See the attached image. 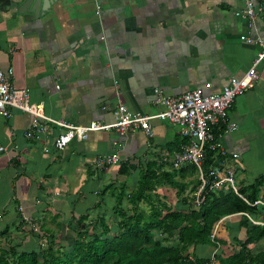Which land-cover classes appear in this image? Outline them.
Wrapping results in <instances>:
<instances>
[{
  "label": "crops",
  "instance_id": "crops-1",
  "mask_svg": "<svg viewBox=\"0 0 264 264\" xmlns=\"http://www.w3.org/2000/svg\"><path fill=\"white\" fill-rule=\"evenodd\" d=\"M242 5V0H52L38 15L12 13L7 5L0 8V66L12 67L14 85L29 88L30 102L51 118L111 122L118 100L154 114L161 109L153 102L156 89L179 95L210 82L206 90L218 91L231 76L246 72L258 46L240 35L264 38V0H256L252 27L234 14ZM228 118L237 128L221 137L227 153L222 168L232 170L238 187L248 185L264 177V61L258 80L236 96ZM31 120L17 109L0 114V238L22 245L30 242L32 226L20 223L19 210L44 234V246L54 233L53 221L77 229L79 217L94 212L99 201L106 209L102 197L80 211L85 193L103 190L112 201L106 213L112 215L115 193L105 187L119 182L116 194L133 191L145 164L173 152L182 140L176 126L154 118L152 137L141 129L92 132L57 150L51 138H26ZM115 150L117 164L96 167L99 155ZM120 163L128 167L125 173Z\"/></svg>",
  "mask_w": 264,
  "mask_h": 264
},
{
  "label": "trees",
  "instance_id": "trees-1",
  "mask_svg": "<svg viewBox=\"0 0 264 264\" xmlns=\"http://www.w3.org/2000/svg\"><path fill=\"white\" fill-rule=\"evenodd\" d=\"M213 131L218 132L216 128ZM225 158L218 150L206 147L201 167L208 182L214 177L209 175L210 171L218 169L219 172ZM119 166L122 173L128 170L125 163ZM199 183L198 170L191 163L172 169L162 161L147 162L136 189L127 193L131 207L123 206V193L114 195V227L107 225L100 216L97 225L100 233L89 234V223L82 231L79 229L68 247L61 250L53 248V233L44 247L41 242L44 234L32 230L29 231L30 242L25 245L13 239L0 245V264H206L211 256L188 252L189 247L197 245L218 247L214 253L217 264H264V205L254 204L257 199L264 201V177L238 187V193L244 198L229 186L222 185L217 191H206L203 203L195 207L192 196L184 194L187 188L193 192ZM163 185L176 190L179 200L176 207L159 200L155 202L149 195ZM141 200L149 205L147 213L138 208ZM18 214L22 224L24 221ZM85 218L86 214L79 217V221L83 223ZM222 229L227 235L233 230L242 234L241 237L239 234L232 236L237 245L231 253L223 252L222 247L228 241L222 236ZM2 232L5 236L7 229ZM154 232L161 237L156 238ZM259 241H262L261 249L251 252L250 246Z\"/></svg>",
  "mask_w": 264,
  "mask_h": 264
},
{
  "label": "built area",
  "instance_id": "built-area-1",
  "mask_svg": "<svg viewBox=\"0 0 264 264\" xmlns=\"http://www.w3.org/2000/svg\"><path fill=\"white\" fill-rule=\"evenodd\" d=\"M242 4V8L234 14L245 18L247 25L252 27L257 16L256 0H242ZM240 39L258 46V52L245 73L240 76H231L218 91L206 90L211 86L210 82H205L203 86H196L179 95L168 94L163 89H156L153 102L161 109L154 114L133 111L118 100L112 112L111 122L92 120L87 124H78L51 118L45 115L38 105L30 102L29 88L14 85L12 67L2 69L1 66L0 114L10 116L13 109L31 114V123L25 131L26 138H51L57 150H63L73 140H86L92 132L114 130L119 134H125L128 131L141 129L146 136L152 137L151 120L154 118L166 120L178 128L184 142L180 143L173 152L164 153L159 161L168 163L172 169H179L187 163L196 166L200 183L191 195L194 206L199 207L203 203L206 191H217L222 185L229 186L236 194L244 198L237 191L238 186L231 169L222 168L219 172H217L218 169L211 170L209 175L214 177L208 182L201 167L206 147L218 150L221 155H227L221 137L223 133L232 132L237 128V124L229 120L228 110L236 96L251 88L258 80V66L264 61V38L242 34ZM214 128L218 131L217 134L214 133ZM113 144L117 145V142L113 141ZM44 149L48 150L47 147ZM2 150L4 148L0 145V151ZM232 156L237 157L238 155L233 153ZM119 160L120 155L115 150L99 155L95 160V165L101 168L117 164ZM254 204L264 205V201L257 199ZM19 213L22 220L32 226L33 231L38 230L31 218L22 215L20 210ZM214 233L215 230L211 234L212 237ZM206 264H217L214 254Z\"/></svg>",
  "mask_w": 264,
  "mask_h": 264
},
{
  "label": "rangeland",
  "instance_id": "rangeland-1",
  "mask_svg": "<svg viewBox=\"0 0 264 264\" xmlns=\"http://www.w3.org/2000/svg\"><path fill=\"white\" fill-rule=\"evenodd\" d=\"M110 182H113V180H110ZM132 182H134V178L130 179V183H132ZM116 184L119 185V182H117ZM112 185H113V183H112ZM117 185H115V187L108 188V192L110 191L112 193H115L114 195L116 196L118 194V192L116 194V189H118ZM100 188H103V187H100ZM123 192H124L123 193V199H122L123 206L126 208H130L131 205H129L127 202V200H128L127 193H125L124 190H123ZM191 192H192V190L187 188L184 196L190 197V195H192ZM150 194H151V196H153L155 198V202H156V200H159L160 202H164L166 205H168L170 207H176L177 204L179 203V200H178V197L176 194V190L174 188L168 186V185L159 186L157 188L156 192L151 191V192H149V195ZM105 196L103 194L96 195L93 192L85 193V199H84V201L79 202L78 208L80 211H84L85 207L86 208L90 207L93 200H95L96 198H102L103 197L105 203L107 204L106 209H110L109 206L111 207L110 204L112 201H110V198H106ZM115 201H116V199H115ZM97 204H99V206L98 205L95 206L94 212L89 211L88 213H84V214H87L88 217H87V219L85 218L83 223L89 222V221L94 223L95 221L98 220V217L103 215L105 222L106 223L109 222L110 225L113 226L115 221H116V216L113 214V212H112V215H108L109 213H111V211L106 210L104 207L102 208L101 201H99V203H97ZM138 208L141 211H144L145 213H147L149 211V205L144 200H141L138 203ZM107 211H109V213H106ZM90 213H94V214L90 215ZM95 215H97L98 217ZM55 222L56 221H53L52 225H51L52 230H54L53 248L55 247L56 249L58 248V250H61L62 247H68V245L71 244L73 238L76 236L79 229H81L83 227V224L80 223L78 225L77 229L74 227H71V226H69V228L67 229L64 224H62L60 226V225H56ZM96 228H97V230L95 232L100 233V228H98L97 225H96V227L93 226V228H91V226H90L89 231L93 232V230H95ZM235 229H236V227H235ZM222 230H223L222 236H224L226 241H228V244H226V246L222 247L224 250L223 252L224 253H231L235 249L234 245H237L236 241H234L232 239V236L238 235L239 233L236 232L235 230H233L231 233H229L227 235L225 233L224 229H222ZM33 232H37V231H33ZM154 233H155L156 238L161 237V235L159 233H157V232H154ZM239 236L241 237L242 234L241 235L239 234ZM5 241H6L5 238L1 237L0 238V245L6 244ZM45 243H46V241L43 242L44 247H45ZM261 247H262V241H259L255 244L251 245L250 250H251V252L256 253L261 249ZM217 251H218V247L211 246V245L210 246L197 245L195 247H189V249H188V252L190 255H193V253H197L198 255H209V256H211L212 254H214Z\"/></svg>",
  "mask_w": 264,
  "mask_h": 264
},
{
  "label": "water",
  "instance_id": "water-1",
  "mask_svg": "<svg viewBox=\"0 0 264 264\" xmlns=\"http://www.w3.org/2000/svg\"><path fill=\"white\" fill-rule=\"evenodd\" d=\"M37 0H0V8L10 9L12 13H23L24 11H30L32 15H38L41 11L45 10L46 5L50 6L52 0H40L39 6ZM12 5V6H10Z\"/></svg>",
  "mask_w": 264,
  "mask_h": 264
}]
</instances>
